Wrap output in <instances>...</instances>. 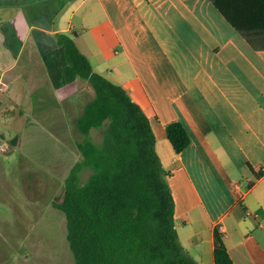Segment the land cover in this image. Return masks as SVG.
Segmentation results:
<instances>
[{"label": "crops", "instance_id": "0c3cea01", "mask_svg": "<svg viewBox=\"0 0 264 264\" xmlns=\"http://www.w3.org/2000/svg\"><path fill=\"white\" fill-rule=\"evenodd\" d=\"M72 31L94 70L147 114L186 251L197 264H215L219 230L234 264H264V50L210 0H0L1 120L18 128L20 144L33 128L56 135L71 155L62 158L69 166L54 169L63 183L88 103L85 80L67 84L55 37ZM174 122L191 139L181 153L167 135ZM28 199L35 212L39 201ZM24 245L10 264H48L32 239Z\"/></svg>", "mask_w": 264, "mask_h": 264}, {"label": "trees", "instance_id": "16d2710c", "mask_svg": "<svg viewBox=\"0 0 264 264\" xmlns=\"http://www.w3.org/2000/svg\"><path fill=\"white\" fill-rule=\"evenodd\" d=\"M210 1L255 50H264V0ZM77 36L55 35L65 50L67 84L83 79L95 92L75 123L84 137L77 143L82 158L65 180L64 199L54 202L66 216L75 264H197L180 242L169 173L147 114L125 87L94 70ZM98 129L100 143L92 138ZM167 135L177 153L191 142L180 122L170 124ZM19 142L14 137L2 152ZM215 243V264H234L219 230Z\"/></svg>", "mask_w": 264, "mask_h": 264}, {"label": "rangeland", "instance_id": "374dc122", "mask_svg": "<svg viewBox=\"0 0 264 264\" xmlns=\"http://www.w3.org/2000/svg\"><path fill=\"white\" fill-rule=\"evenodd\" d=\"M93 88L87 83L86 102L93 99ZM95 93V92H94ZM1 114H5L4 109ZM49 121L50 119H42ZM7 121V120H6ZM2 121L0 117V133L6 135L0 140V264H10L19 254H25L26 239H32L37 256L48 257V264H75L74 255L67 239V222L64 212L52 207L53 202H60L65 195V182L59 181L58 170L61 166H69L68 153L56 146V135L48 134L45 128L31 130L23 135H17L18 128L10 125L11 121ZM76 128V125H75ZM65 132V131H64ZM102 130H93L95 142L102 141ZM61 142L62 134H57ZM18 136L20 142L6 154L10 141ZM75 142L72 144V163L81 160L77 143L84 137L74 129L72 134ZM67 138V134L64 135ZM11 150V148H10ZM63 153V154H62ZM91 170H85L82 181L86 182ZM61 182V183H59ZM35 197L40 207L30 206L28 196ZM52 197L54 198L52 200ZM14 198L16 206L10 205L8 199ZM18 205L20 207H18Z\"/></svg>", "mask_w": 264, "mask_h": 264}]
</instances>
